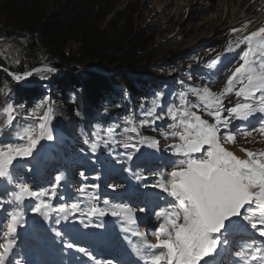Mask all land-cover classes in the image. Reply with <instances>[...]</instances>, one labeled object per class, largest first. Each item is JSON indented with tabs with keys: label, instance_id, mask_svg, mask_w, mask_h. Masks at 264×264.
Wrapping results in <instances>:
<instances>
[{
	"label": "snow or ice",
	"instance_id": "obj_1",
	"mask_svg": "<svg viewBox=\"0 0 264 264\" xmlns=\"http://www.w3.org/2000/svg\"><path fill=\"white\" fill-rule=\"evenodd\" d=\"M247 27L234 28L232 33ZM228 53L235 56L223 65ZM206 67L214 70L217 79L202 87L180 81L181 90L171 102L157 92L140 105L139 119L129 111L107 127L93 125L90 136L84 132L88 151L96 155L104 148L137 185L156 190L157 202L151 209L109 198L101 201L96 183L80 184L73 202H66L60 191L67 181L64 173H57L47 187H34L18 176L20 161L34 158L41 141L54 139L56 108L54 101L44 98L23 114L31 122L19 124L18 108L23 105L6 99L0 105L4 118L0 124V264H13L10 257H15L18 229L26 222L25 208L39 218L38 232L51 229L64 248L92 264H113V260L97 258L88 248L65 239L67 233L55 226L75 218L85 229L103 228L108 223L105 218H111L135 256L131 264H224L221 257L229 249H234V259L228 264H264V149L241 146L243 156L232 150L239 136L250 143L264 142V26L229 41ZM0 70L17 83L34 73L45 79L43 73L56 71L48 65L23 73L8 67ZM221 80L222 87L213 91L211 85ZM11 92L7 80L0 84V96L9 97ZM4 129L10 136L4 135ZM146 129L156 135H144ZM144 146L159 152L167 163L136 164L146 156L141 151ZM125 162L129 167H123ZM80 176L87 181L84 172ZM108 187L116 192L124 185ZM141 223L145 231L139 230ZM241 231L247 238L234 247V235ZM15 264L22 261L16 259Z\"/></svg>",
	"mask_w": 264,
	"mask_h": 264
},
{
	"label": "trees",
	"instance_id": "obj_2",
	"mask_svg": "<svg viewBox=\"0 0 264 264\" xmlns=\"http://www.w3.org/2000/svg\"><path fill=\"white\" fill-rule=\"evenodd\" d=\"M135 23L134 12L121 8L120 0H0V39L22 37L26 41L25 46L20 44L19 63L0 55V68L23 73L46 64L65 71L52 78L46 87L28 89L15 84L0 70V84L7 80L12 88L9 97L0 96V105L6 99L14 105H23L18 108L22 113L17 117L19 124L31 122L25 121L23 114L44 98L54 101L55 107L64 111L63 116L70 117L64 126V122L54 121L55 116L54 139L46 141L47 149L38 160L63 158V153L70 152L76 136L85 138L89 124L92 130L96 124L104 128L120 121L129 111L139 119L140 105L149 102L157 92H162L165 99L172 94L170 99H174L172 87L147 80L164 77L171 71L168 63L153 65L167 59L161 53H151L156 30ZM142 64L148 67L143 70ZM115 68L121 69L109 75L100 72ZM34 81L35 78L31 82ZM117 104L121 106L116 107ZM3 119L0 117V124ZM4 135L10 136L8 129H4ZM76 154L81 158L86 151L77 149ZM34 165L38 166L34 174L38 177L39 162Z\"/></svg>",
	"mask_w": 264,
	"mask_h": 264
},
{
	"label": "rangeland",
	"instance_id": "obj_3",
	"mask_svg": "<svg viewBox=\"0 0 264 264\" xmlns=\"http://www.w3.org/2000/svg\"><path fill=\"white\" fill-rule=\"evenodd\" d=\"M165 2L166 0H120L121 8L126 7L129 11L134 12L136 26L141 28L150 27L151 29L156 30L157 35L152 46L151 53H161V55H166L167 59L163 61H155L153 65L159 66L163 62L171 65V71L168 72L164 77L160 76L159 78L166 79L168 81L173 80L174 86L177 87L176 92L181 90V88L177 86V83H179L180 81H183L188 85L202 87L204 84L208 83L209 80L217 79V75L214 70L206 67L207 63L211 59L215 58L217 54L223 53L228 42L235 41L236 38L244 32V30L233 34L232 29L234 28H228L225 22L223 23V25L219 24L220 22H212L211 18L209 19V17L212 14H216V9L213 5L209 6L208 3H197L195 0H189V2H185L184 6L181 7L179 12L177 13L178 16H174V14L171 15L169 11L164 10L167 9ZM244 9L241 10L244 11ZM231 13L232 10H230L229 15H231ZM218 20L216 19L215 21ZM216 26L218 27V29H220V33L218 34L220 38L218 37V41L215 40V37L217 35L213 33L214 27ZM261 26L262 25H259L258 28ZM193 28H195L194 31ZM14 38L15 37H1L0 55H2L1 57L9 59L11 61H19L20 57L22 56L20 44L25 46L26 41L22 37H19L16 40H14ZM193 53H195L193 55L195 56V58L190 61ZM226 56L227 59H224L223 65H227L228 63H230L232 58L235 56V53H228ZM44 65L46 64H41L37 68L43 67ZM140 67L141 69L145 70L148 65L142 64ZM116 71L117 70L115 68L111 72H100L109 75L110 73H115ZM64 72V70H59L55 71L54 73H43V75L46 77L45 79H41L40 74L34 73L31 77H27L25 81L29 82L28 84H32L30 82L33 80V78H35V84H37L38 82L36 86L46 87L48 81H50L54 77H58V75ZM130 74L133 75L132 73ZM13 82L18 86L22 85L18 84L15 81ZM222 83L223 81L221 80L219 83L212 84V90L218 91L220 87H222ZM45 89L48 92V88ZM190 99L194 98L190 97ZM102 102L103 99L99 101L98 110L100 109ZM55 108V116L57 118L54 121H58L59 123L64 122L65 124L62 125L65 126L67 123L66 120H68V118L70 117L63 116L64 111L59 110L57 106ZM143 134L146 136L156 135L155 132H152L148 129L144 130ZM76 137L77 138H75L74 141L79 144L72 146L73 153H75V149L77 147L84 148L80 145L81 143H83V140L80 139L79 136ZM239 139L240 143H243L240 137ZM44 141L45 140L41 141L40 145L37 146V150L36 152H34V158H29L27 161H20V167H18L17 169L18 176L27 180L34 187L40 185L47 187L48 182L57 173H64L65 175L67 174V171H59V166H61L62 163L58 164L57 162H53L45 166V168L43 169V171L45 172V176L43 178L40 177L39 179H37L31 173L36 168V166H34L32 163L33 159L37 160L40 154L39 151ZM252 144L257 147L259 146V143ZM246 145V148L254 150V146H252L251 143L247 142ZM163 146L164 145L162 144L161 147L163 148ZM233 150L236 151V154L239 152L238 148H233ZM119 151L123 152V149H120ZM141 151L144 152L146 156L143 158V161H137L136 164L145 162L147 163L148 167H153L156 165L167 163V159L161 157V154L159 152H155V150L147 146H144ZM137 155H139V153ZM157 157L161 158L158 159ZM164 157H167V153H164ZM72 159L75 160L76 157H72ZM121 159H123V157H121ZM93 162L94 164L86 167L85 162H83L82 160H76L74 163H70L67 166L69 175L67 177V181L65 182L66 185L60 189V191L67 198L66 202H73V200L76 198L75 189L82 183L99 184V194L101 197V201L105 198H109L115 202H131L133 206L148 205L149 209H151L157 202L156 190L145 189L142 186L137 185L131 174L129 172L122 171L121 164L116 163V160L114 158L107 161L108 164H110L109 168H107V163H104L102 165L100 161ZM123 167H129V163L125 162ZM132 167L135 168V165H132ZM31 169L33 170L31 171ZM81 172L85 173L88 178L87 181L81 178ZM113 183L123 184L124 187L118 189L116 192H112L108 185ZM62 189H64V191H62ZM24 211L25 216L28 215L30 217V221L34 226V234L30 239L27 240L29 247L25 248L28 249V251H25L24 249L19 250L15 247V257H10V259L13 261V264H15L16 259L21 260L22 264H30L28 263V259L23 258V255L29 252H35L39 261H43L46 264L47 261H44L45 258L42 257L43 253L56 254L59 256L73 254L80 258L87 259L75 250L66 249L64 247L57 248L55 246L56 239L44 236L42 231L38 232V220L36 219V216H34L27 208H25ZM138 215L143 216V214ZM55 227L60 228L67 233L65 239L71 238L79 246L86 247L92 252L97 248V258L99 259H111L113 260V264H116V261H120L121 264H131V261L135 260L134 256L127 254L128 245L126 241L117 236L120 232L114 222L111 232L114 233L113 236L118 241H116L115 239L112 240V238H109L105 241L103 236L98 233V230L100 231L102 229H106L107 226L103 228L85 229L78 223V220L75 218H72L70 222H64L61 225ZM247 235V233L245 234L243 231H241L237 236V240L239 241L240 238L241 240H244L247 238ZM85 238H88V240L83 241V239ZM237 240L234 237V244ZM97 242L99 243L98 246L95 245V243ZM239 243L241 242H238L236 244ZM109 246L113 247L114 251H112ZM103 254L107 255L103 256Z\"/></svg>",
	"mask_w": 264,
	"mask_h": 264
},
{
	"label": "bare ground",
	"instance_id": "obj_4",
	"mask_svg": "<svg viewBox=\"0 0 264 264\" xmlns=\"http://www.w3.org/2000/svg\"><path fill=\"white\" fill-rule=\"evenodd\" d=\"M160 1V0H158ZM197 3H208L209 6L213 5L216 9V14H212L209 19L211 18L212 22H220L219 24H222L225 22L226 26H228V28H241L242 25H248V27L246 29H244V32L241 35H246L251 31H254L258 28L259 25L264 26V0H195ZM185 2H189V0H166L165 5L167 6V9H164L165 11H169L170 14H174V16H178V12L181 9L182 6H184ZM217 3V4H216ZM247 7V10H246ZM245 8V9H244ZM241 9H244V11H242ZM226 10V12H225ZM230 10H232L231 15H229ZM246 10V12H245ZM177 18V17H176ZM218 21H215L216 19ZM219 26V25H218ZM196 28V27H195ZM193 28V31L194 29ZM181 30V29H180ZM182 31V30H181ZM213 33L215 35H217L215 37V40H219V33H220V29H218V27H214ZM184 34V32H183ZM241 35H239L238 37H240ZM219 37V38H218ZM237 39V38H236ZM192 59V58H191ZM190 59V61H192ZM227 59V56H226ZM193 63V62H191ZM57 71V70H56ZM63 73H61L59 76H61ZM133 77V76H131ZM29 82L23 80L21 82H19L18 84H23V85H27ZM49 83L47 82V85ZM239 137L242 139L243 143H240V139ZM238 137V144L235 146H232V150L233 148H239V147H246V141L245 138L243 136H239ZM250 143V142H248ZM259 146H254L252 143L251 145L254 146V150H259V149H264V142H258ZM246 145V146H245ZM236 152V151H235ZM237 155L243 156L242 153L238 152ZM37 220H39L38 217H36ZM108 223H106L107 228L106 229H102V230H98V233L101 234L103 236V238L105 239V241L109 238H111L112 232H110L111 226L113 225V222L111 221V218H105ZM30 224L33 226L32 222L30 221ZM140 231H145V227L144 224L141 223L140 225ZM49 232H47L46 234L43 233L44 236L48 235ZM122 236V233H120ZM235 234L234 237L237 240V236L239 235ZM246 234V233H245ZM31 238V237H30ZM28 238V239H30ZM28 239L23 238L22 240H17V244H16V248L19 250H25L28 251V249H26L25 247H29L28 243H26V241ZM114 238H112L113 240ZM259 240V238H257ZM84 240H88V238L83 239ZM124 240V239H123ZM118 241V240H116ZM125 241V240H124ZM59 243H55V246L57 248H61L62 243L58 240ZM241 242L243 243V240L236 241V243ZM234 244L235 246H238L239 244ZM111 248V250H114L113 247L109 246ZM234 249H229L228 253H224L223 254V260H224V264H228V262L232 259H234V257L231 256V252ZM46 252V251H45ZM40 253V252H39ZM93 253L97 256L98 255V251L97 248L93 251ZM105 253V252H104ZM21 254V252H20ZM127 254L133 256L131 254V249L128 246L127 249ZM42 255V254H41ZM107 255V254H103ZM25 258H35L37 259V261L39 263L36 264H46L43 261H39L38 257L36 256L35 252H29L23 255ZM44 259V261H47V264H92V262L87 261V259L85 258H80L78 256H76L77 260H73L72 256H69V254H67L66 256L64 255H56V254H48V253H43L42 255ZM135 258V256H134Z\"/></svg>",
	"mask_w": 264,
	"mask_h": 264
},
{
	"label": "water",
	"instance_id": "obj_5",
	"mask_svg": "<svg viewBox=\"0 0 264 264\" xmlns=\"http://www.w3.org/2000/svg\"><path fill=\"white\" fill-rule=\"evenodd\" d=\"M117 69L119 70V69H121V68H116V70H117ZM22 86H23V84H22Z\"/></svg>",
	"mask_w": 264,
	"mask_h": 264
}]
</instances>
